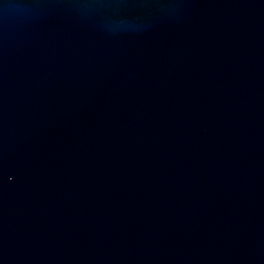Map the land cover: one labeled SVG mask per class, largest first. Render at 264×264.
I'll use <instances>...</instances> for the list:
<instances>
[{"label": "water", "instance_id": "obj_1", "mask_svg": "<svg viewBox=\"0 0 264 264\" xmlns=\"http://www.w3.org/2000/svg\"><path fill=\"white\" fill-rule=\"evenodd\" d=\"M0 264H264V0H0Z\"/></svg>", "mask_w": 264, "mask_h": 264}]
</instances>
